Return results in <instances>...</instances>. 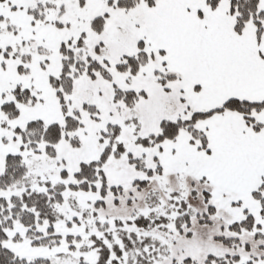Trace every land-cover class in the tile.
I'll list each match as a JSON object with an SVG mask.
<instances>
[{"label": "snow or ice", "instance_id": "1", "mask_svg": "<svg viewBox=\"0 0 264 264\" xmlns=\"http://www.w3.org/2000/svg\"><path fill=\"white\" fill-rule=\"evenodd\" d=\"M0 264H264V0H0Z\"/></svg>", "mask_w": 264, "mask_h": 264}]
</instances>
